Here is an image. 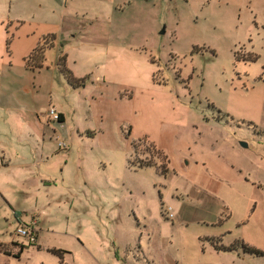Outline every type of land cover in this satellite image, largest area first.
Segmentation results:
<instances>
[{
	"label": "rangeland",
	"instance_id": "obj_1",
	"mask_svg": "<svg viewBox=\"0 0 264 264\" xmlns=\"http://www.w3.org/2000/svg\"><path fill=\"white\" fill-rule=\"evenodd\" d=\"M62 2L0 0V245L24 247L0 264H264L240 247L264 254V0ZM47 30L45 65L84 78L50 95L66 136L21 96Z\"/></svg>",
	"mask_w": 264,
	"mask_h": 264
},
{
	"label": "crops",
	"instance_id": "obj_2",
	"mask_svg": "<svg viewBox=\"0 0 264 264\" xmlns=\"http://www.w3.org/2000/svg\"><path fill=\"white\" fill-rule=\"evenodd\" d=\"M55 1V5L57 7H59L60 9H62V7L64 6L65 2H62V0H54ZM57 19H59V22H62V14L59 15L58 17H55ZM53 25H55V23H52ZM51 27V25L49 26ZM52 36L53 37V42L51 45L54 44V41L56 38L55 34L53 33L52 30H47V32L42 33L41 36L46 37V36ZM41 44L40 42H37L36 46ZM35 46V47H36ZM60 53L62 55H65V59H66V54H63V52L60 51ZM59 54V53H58ZM57 58V57H56ZM55 58V59H56ZM44 52H43V61L40 65L39 68H34V69H27L30 72H33V79L31 82V88L28 89V87H23L21 88L22 93L21 96H25L23 97V101H32L35 105L39 106L41 109H43V107H47V106H51L55 109V111L60 115V122L58 123H51V127L54 129V132H59L61 135H65L64 133V126L66 123V119H67V115H66V110H65V106L60 104L59 100H55L54 102H50L51 98V92L53 91V89H55V87H57L59 89V84L63 85V88L65 90V92H67V90H72L74 91L76 88H70L68 87V84L65 82L64 78L62 77V75L60 74V72L57 70L54 62L51 63L50 67H47L45 65L44 62ZM72 75L74 78L76 79H84L81 78V76H79V74H76L73 70L71 71ZM93 84V83H91ZM95 86V85H93ZM97 88H95V90H97V94L101 93L105 88L104 86H101L100 84L98 86H96ZM31 90V91H30ZM30 91V93H28ZM27 96V97H26ZM27 98V99H26ZM0 101H3L0 98ZM73 114L76 113L77 116L80 117H91V103L86 99H84L83 104L79 103H73ZM35 111V110H34ZM11 112V113H10ZM6 117L8 116V118H14L15 116H17V118H19L18 114H15L14 111H10ZM36 112V111H35ZM1 119V117H0ZM7 119V118H6ZM76 131L78 132V129L75 128ZM55 137H57L56 135H54ZM38 241V230H37V235H36V242Z\"/></svg>",
	"mask_w": 264,
	"mask_h": 264
},
{
	"label": "trees",
	"instance_id": "obj_3",
	"mask_svg": "<svg viewBox=\"0 0 264 264\" xmlns=\"http://www.w3.org/2000/svg\"><path fill=\"white\" fill-rule=\"evenodd\" d=\"M52 42H53V37L51 35L43 37L41 44L37 45L29 53V55L24 59L25 68L26 69L39 68L42 61H43L44 48L50 47ZM64 63H65V57H64V55L59 53L57 58L55 59V62H54L57 70L60 72V74L64 78L65 82L69 86H71V88H77L78 86H80L83 79L78 80V79L74 78L72 76L71 72L68 69H66ZM59 122H60V115H59ZM149 147H150L149 149L153 150L156 157L160 158V160H161L158 173L159 174L166 173V168H167L166 167V164H167L166 157L160 151L153 148V146L149 145ZM127 165L129 168H132V169H141V168H146V167H153L154 169H156V166L154 164L144 163L141 161H136L135 163H133V162H130L127 160ZM210 242H211V245L215 251L228 252V251L234 250V248H235L233 245H229V246L218 245L217 242H219V241H215V240L214 241L210 240ZM240 247H241L242 253H247V254L254 255V256H264V254L262 252L254 249V248L247 247L243 244H241ZM23 249H24L23 246H19L18 251L11 254L3 245H0V252L1 253L8 255V256L11 255L14 258H18L19 254L22 252ZM48 252H50L51 254L58 257V263L57 264H63L62 255L68 253L67 251L60 250V249H49Z\"/></svg>",
	"mask_w": 264,
	"mask_h": 264
},
{
	"label": "built area",
	"instance_id": "obj_4",
	"mask_svg": "<svg viewBox=\"0 0 264 264\" xmlns=\"http://www.w3.org/2000/svg\"><path fill=\"white\" fill-rule=\"evenodd\" d=\"M44 119L47 123H58L59 122V114L55 111V109L51 106L47 107V110L44 114ZM58 149H64L65 145L63 142L56 143ZM167 217H171V214H167ZM14 236H18L20 238H24L29 245H32L36 242V222L34 220L30 221L28 224H22L15 228L13 232Z\"/></svg>",
	"mask_w": 264,
	"mask_h": 264
},
{
	"label": "water",
	"instance_id": "obj_5",
	"mask_svg": "<svg viewBox=\"0 0 264 264\" xmlns=\"http://www.w3.org/2000/svg\"><path fill=\"white\" fill-rule=\"evenodd\" d=\"M242 146L244 147L245 145H244V144H242Z\"/></svg>",
	"mask_w": 264,
	"mask_h": 264
}]
</instances>
